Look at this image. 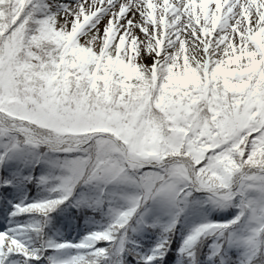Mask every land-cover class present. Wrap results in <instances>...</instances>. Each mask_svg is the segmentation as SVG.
<instances>
[{"label":"snow or ice","instance_id":"snow-or-ice-1","mask_svg":"<svg viewBox=\"0 0 264 264\" xmlns=\"http://www.w3.org/2000/svg\"><path fill=\"white\" fill-rule=\"evenodd\" d=\"M0 170V264H264V0H0Z\"/></svg>","mask_w":264,"mask_h":264},{"label":"trees","instance_id":"trees-1","mask_svg":"<svg viewBox=\"0 0 264 264\" xmlns=\"http://www.w3.org/2000/svg\"><path fill=\"white\" fill-rule=\"evenodd\" d=\"M41 150L44 151L42 148ZM50 155H63L60 153L56 154H50ZM33 172L34 176H39L43 171H45L44 164H40L39 167H36V170H30ZM28 187L31 188H19L15 187L16 192V198L19 199V202L22 200L24 192L28 189L29 190V196L28 199L24 202L30 203L33 199H37L41 196L47 195V193L42 192L39 188L35 186V182L32 184H27ZM12 189H8V194L11 193ZM27 190V191H28ZM79 191V190H77ZM196 196L203 197L204 193H197ZM11 195H7V199H10ZM75 197H70L69 201L66 202L70 203ZM8 202L12 203V201L8 200ZM64 206L62 205L61 208ZM208 208V211L204 214H182L179 217V222L175 226V232L172 237V243L173 246H178L179 243L184 239L185 236L189 234L192 228H194L196 225L206 222V221H216V220H226L231 219L232 216L236 213L237 209L235 208H228L227 210H219V209H212L211 206H206ZM75 210L72 208H68V211L64 213V216L71 218L72 213ZM55 215V213H53ZM89 215V223L85 224L83 221H75L74 223H69L68 221H65L64 226L58 227L55 230L49 229L47 230L49 232V235L52 236L54 239L58 241L63 240H72L73 242H77L81 237L86 235L88 232L96 230L97 228L103 226L105 223L106 218L102 216L101 213H88ZM6 217V216H5ZM94 217V219H92ZM16 220H18L21 223H27L28 217H17ZM151 237V239L149 238ZM135 240L139 241L140 244L144 245L145 249L149 247L151 244L155 242V237L152 236L151 232L144 233L143 235H137L133 237ZM211 243V240H208L204 244V251L205 254L208 252V244ZM256 258H259V253L256 254ZM201 259H204V256H201ZM35 264V262H34Z\"/></svg>","mask_w":264,"mask_h":264}]
</instances>
